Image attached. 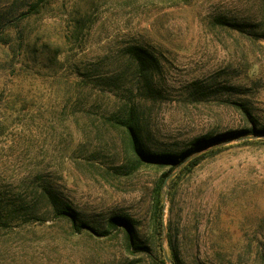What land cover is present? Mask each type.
Listing matches in <instances>:
<instances>
[{"label": "rangeland", "instance_id": "rangeland-1", "mask_svg": "<svg viewBox=\"0 0 264 264\" xmlns=\"http://www.w3.org/2000/svg\"><path fill=\"white\" fill-rule=\"evenodd\" d=\"M38 2L0 0V264H264V0Z\"/></svg>", "mask_w": 264, "mask_h": 264}, {"label": "trees", "instance_id": "trees-1", "mask_svg": "<svg viewBox=\"0 0 264 264\" xmlns=\"http://www.w3.org/2000/svg\"><path fill=\"white\" fill-rule=\"evenodd\" d=\"M46 1L47 0H39V2L37 3V7H39L41 3L46 2ZM130 53L133 56H139V59L141 60V63L143 66L146 65L147 63H150L147 60L148 58L149 59L153 58L145 50L139 49V48L133 49ZM131 119H132V113L130 115L129 121L127 122L126 127H128L130 131L133 150L142 160L147 161L149 163H155V164H172V163H177L179 161H182L183 158H185L187 155H189L192 152L191 150H189L186 153H182L180 155L171 154V153H157V154L147 153L146 150L142 146L139 145V138L136 132V126L132 122ZM218 138L219 137H213V136L209 137L210 140H217ZM200 141L201 140H198V142ZM197 161H198V158L192 160L191 163L195 164ZM157 203H158V200L156 201V204ZM68 209L70 210L68 211L63 210L62 213L70 216L73 219V221H76L78 219V213L75 210H73L71 207H69ZM110 223L112 227L121 226L122 228H124L125 230H128L129 232L132 229L131 221L129 220V218L125 216H121V215L113 216L110 219ZM131 237H132V233H131Z\"/></svg>", "mask_w": 264, "mask_h": 264}]
</instances>
